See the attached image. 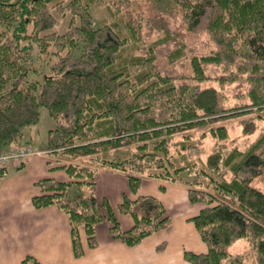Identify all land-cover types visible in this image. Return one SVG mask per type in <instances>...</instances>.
Returning a JSON list of instances; mask_svg holds the SVG:
<instances>
[{
  "label": "trees",
  "instance_id": "1",
  "mask_svg": "<svg viewBox=\"0 0 264 264\" xmlns=\"http://www.w3.org/2000/svg\"><path fill=\"white\" fill-rule=\"evenodd\" d=\"M98 3L108 19L94 17ZM194 36L215 48L196 51ZM50 48L47 72L29 80L30 59ZM208 76L234 82L236 102L200 87ZM42 107L53 121L46 146L64 159L57 167L70 180L38 181L31 202L68 215L75 257L84 252L80 229L94 247L104 220L111 238L128 246L171 224L153 196L125 197L115 208L99 200L95 177L105 168L124 173L133 192L143 177L187 187L188 200L202 206L192 221L207 246L184 253L191 264H264V192L252 185L264 177V128L240 150L226 147L224 124L232 113L247 115L246 129L264 121V0H0V149L20 140ZM204 124L213 126L199 139L173 137ZM208 132L216 144L201 158ZM116 212L132 226L122 229ZM237 238L250 241L248 253L228 250Z\"/></svg>",
  "mask_w": 264,
  "mask_h": 264
},
{
  "label": "crops",
  "instance_id": "2",
  "mask_svg": "<svg viewBox=\"0 0 264 264\" xmlns=\"http://www.w3.org/2000/svg\"><path fill=\"white\" fill-rule=\"evenodd\" d=\"M30 140L23 134L19 141L5 148L29 144L36 150H46ZM51 155H35L24 165L9 166L3 171L0 178V264H191L184 257L186 251L207 252L192 221L202 206L188 200L186 186L143 177L133 192L124 173L100 168L95 177L99 200L106 199L115 208L125 197L150 195L161 202L171 224L146 236L140 243L128 246L111 238L109 222L104 220L95 228L94 247H89L85 230L80 229L84 252L81 257H75L68 215L55 205L35 208L31 202L32 197L40 193L38 181L45 178L70 180L65 171L57 167L60 159ZM116 216L122 229L132 226L130 215L116 212Z\"/></svg>",
  "mask_w": 264,
  "mask_h": 264
},
{
  "label": "rangeland",
  "instance_id": "3",
  "mask_svg": "<svg viewBox=\"0 0 264 264\" xmlns=\"http://www.w3.org/2000/svg\"><path fill=\"white\" fill-rule=\"evenodd\" d=\"M93 6L94 7L92 13L97 20L98 18L108 19L107 12L103 7H101V4L98 3ZM60 30L62 31V28H60ZM153 35H151V37H153ZM190 41H189L190 42L189 45L195 48V50L198 52L199 51L208 52L207 50H211L215 48V45L213 44L212 41L204 39L202 38V36H198L196 38L194 36L193 39ZM83 48H84L83 44L80 43L74 55H77L78 53L82 52ZM52 50L53 48H50L49 52L45 56L42 55L44 57L34 55L33 58L30 59L31 64H29V67H31V69H29L28 71L29 80L40 79V74L47 72V68L54 61L56 56ZM242 77H243L242 78L243 83L241 89L242 92H245L250 87V75L247 73L242 75ZM227 83L228 85H222L219 81H216L215 77L208 76L207 80L200 82L198 85L200 87H209V86L215 87L222 94V103L229 105L232 104L233 102H236V99L232 96V94L236 91L233 86L236 85L233 84L234 82L233 83L227 82ZM246 116H247L246 114L242 115L240 113H232L228 117H226L227 119L224 120V124L226 125L227 128V140L225 142L227 148L237 147L240 150H246V148H248L250 144L254 143L258 138H260L264 128V121L262 119H253L254 122L257 124V127L251 126V124L247 122V126L250 129H246L244 127L245 124L241 122V120ZM208 124L195 126L191 129L179 131L175 133L173 137L176 140H182L183 139L182 135H190V136L192 135L191 136L192 140L199 139L203 132H206L208 128L210 129L213 126ZM52 126H53L52 119L48 115L46 109L42 107L40 108L38 122L24 130V137L26 136L29 137V139H32L30 140L32 141V143L36 144L39 147H44L46 148V150H48L46 146L47 145L46 135H47V131ZM245 130H250V132H246ZM201 141H202L201 144L202 148L200 147L199 149L202 151L201 154H197V155L198 156L200 155L201 158H203L211 150V147L214 144H216V141L212 138L209 132L206 133V135L204 136L203 139H201ZM123 145L124 144L121 143L120 145L121 147L119 146L121 150H123L122 148ZM113 148L114 147H112L111 149ZM114 151L115 150H110L109 154H112ZM49 155L52 156L51 154ZM54 156L58 159H61L57 155ZM62 162H65L64 159L61 161V163ZM252 185L264 192V177L261 176L255 178L252 182ZM250 246L251 243L247 238H237L230 244L228 250L232 253H248ZM246 258L248 257L246 256ZM249 261H252L251 257Z\"/></svg>",
  "mask_w": 264,
  "mask_h": 264
},
{
  "label": "built area",
  "instance_id": "4",
  "mask_svg": "<svg viewBox=\"0 0 264 264\" xmlns=\"http://www.w3.org/2000/svg\"><path fill=\"white\" fill-rule=\"evenodd\" d=\"M39 154H42V152L34 150L29 145L19 146L8 150L0 149V168L19 166L25 163L28 158Z\"/></svg>",
  "mask_w": 264,
  "mask_h": 264
}]
</instances>
